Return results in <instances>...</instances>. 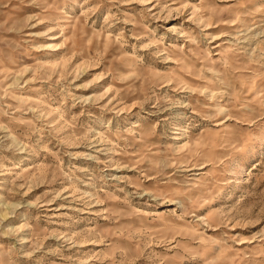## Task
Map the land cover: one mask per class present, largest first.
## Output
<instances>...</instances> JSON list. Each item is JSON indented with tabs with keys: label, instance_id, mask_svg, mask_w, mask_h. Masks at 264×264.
<instances>
[{
	"label": "rangeland",
	"instance_id": "rangeland-1",
	"mask_svg": "<svg viewBox=\"0 0 264 264\" xmlns=\"http://www.w3.org/2000/svg\"><path fill=\"white\" fill-rule=\"evenodd\" d=\"M0 264H264V0H0Z\"/></svg>",
	"mask_w": 264,
	"mask_h": 264
}]
</instances>
